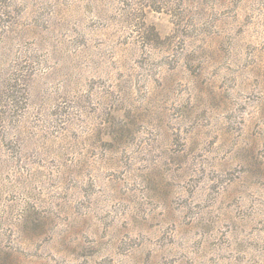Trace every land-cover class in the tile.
I'll return each instance as SVG.
<instances>
[{
    "label": "rangeland",
    "instance_id": "rangeland-1",
    "mask_svg": "<svg viewBox=\"0 0 264 264\" xmlns=\"http://www.w3.org/2000/svg\"><path fill=\"white\" fill-rule=\"evenodd\" d=\"M0 264H264V0H0Z\"/></svg>",
    "mask_w": 264,
    "mask_h": 264
}]
</instances>
